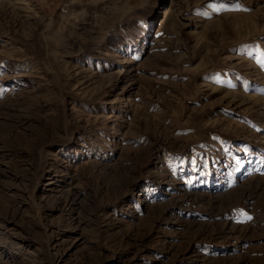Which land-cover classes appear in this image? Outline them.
I'll list each match as a JSON object with an SVG mask.
<instances>
[{
	"label": "rangeland",
	"instance_id": "374dc122",
	"mask_svg": "<svg viewBox=\"0 0 264 264\" xmlns=\"http://www.w3.org/2000/svg\"><path fill=\"white\" fill-rule=\"evenodd\" d=\"M0 264H264V0H0Z\"/></svg>",
	"mask_w": 264,
	"mask_h": 264
},
{
	"label": "snow or ice",
	"instance_id": "6c2138e0",
	"mask_svg": "<svg viewBox=\"0 0 264 264\" xmlns=\"http://www.w3.org/2000/svg\"><path fill=\"white\" fill-rule=\"evenodd\" d=\"M236 7H239V5H236ZM249 219H251V217H248Z\"/></svg>",
	"mask_w": 264,
	"mask_h": 264
}]
</instances>
